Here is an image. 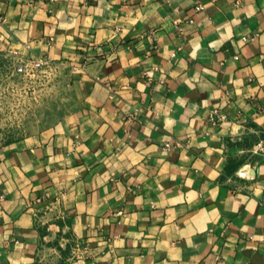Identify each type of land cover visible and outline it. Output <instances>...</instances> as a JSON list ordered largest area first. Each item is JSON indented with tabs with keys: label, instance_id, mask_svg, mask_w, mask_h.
<instances>
[{
	"label": "crops",
	"instance_id": "1",
	"mask_svg": "<svg viewBox=\"0 0 264 264\" xmlns=\"http://www.w3.org/2000/svg\"><path fill=\"white\" fill-rule=\"evenodd\" d=\"M15 53L60 65L0 133V264H264V0H0Z\"/></svg>",
	"mask_w": 264,
	"mask_h": 264
},
{
	"label": "built area",
	"instance_id": "2",
	"mask_svg": "<svg viewBox=\"0 0 264 264\" xmlns=\"http://www.w3.org/2000/svg\"><path fill=\"white\" fill-rule=\"evenodd\" d=\"M201 9L202 5L196 6V10ZM13 56L3 65L4 70L1 73L5 76H0V131L4 133L7 129L9 134L18 132L20 128L17 119L20 111L17 109L21 103L25 102L30 106L29 102L36 103L40 97H44L55 82L60 65L54 60L35 54L25 58L17 53ZM2 121H7L6 128L2 126ZM252 151L260 154L264 162V137L256 142ZM55 202L56 200L44 202L42 197H37L30 206L38 205L46 213L56 205ZM42 215L36 214L37 222H44Z\"/></svg>",
	"mask_w": 264,
	"mask_h": 264
},
{
	"label": "rangeland",
	"instance_id": "3",
	"mask_svg": "<svg viewBox=\"0 0 264 264\" xmlns=\"http://www.w3.org/2000/svg\"><path fill=\"white\" fill-rule=\"evenodd\" d=\"M50 94H51V91H49L48 93H46V95H45L43 98H45V97H47V96H50ZM39 100H40V99H39ZM39 100H38V101H39ZM5 123H6V125H8V124H7V121H2V126H4V127L6 128ZM0 133H2V132L0 131ZM4 133H7V129L5 130Z\"/></svg>",
	"mask_w": 264,
	"mask_h": 264
}]
</instances>
